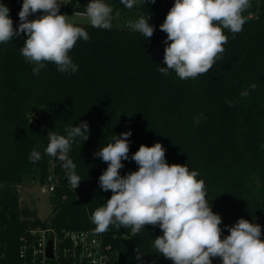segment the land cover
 Here are the masks:
<instances>
[{"label": "trees", "instance_id": "obj_1", "mask_svg": "<svg viewBox=\"0 0 264 264\" xmlns=\"http://www.w3.org/2000/svg\"><path fill=\"white\" fill-rule=\"evenodd\" d=\"M111 6V28L84 27L90 36L78 40L70 51L78 65L75 74L60 73L47 63L38 75L20 54L25 36L0 44V264H21L20 237L30 228L83 229L90 214L110 198L99 187L98 178L107 164L94 157L115 135L131 131L129 160L122 161L121 175L138 170L131 156L141 144L161 143L169 164L187 165L199 172L206 198L225 226L244 218L262 226L264 239V0L257 13L246 19L243 30H225V51L208 73L181 80L174 72L161 73L146 53L154 36H166L159 26L174 0H136L127 8L121 0H104ZM10 9L18 27L21 3L0 0ZM60 12L83 15L89 0L64 2ZM135 12L149 19L155 32L147 40L139 32L115 23V16ZM255 83V90L250 85ZM248 90V96L240 93ZM234 101L229 106L225 101ZM35 121L42 123L41 127ZM86 121L89 138H77L70 158L81 177L85 204L66 189L52 198L48 222L19 202L18 188L25 180H42L50 164L65 176L59 161L45 154L48 133L65 134L66 127ZM38 146V147H37ZM34 147L41 159L33 162ZM91 179V182H88ZM62 194L67 196L61 202ZM110 240L116 252L114 264H173L155 253L154 239L163 235L159 227L146 225L136 236L114 227ZM127 235V240H126ZM137 251L141 254L137 259ZM213 264H221L219 258Z\"/></svg>", "mask_w": 264, "mask_h": 264}, {"label": "clouds", "instance_id": "obj_2", "mask_svg": "<svg viewBox=\"0 0 264 264\" xmlns=\"http://www.w3.org/2000/svg\"><path fill=\"white\" fill-rule=\"evenodd\" d=\"M121 3L130 9L136 0H121ZM62 4H65L63 0H23L18 14L20 23L14 27L9 7L0 3V44L23 34L20 54L33 66L34 75L47 63L54 64L60 73L78 71L69 53L78 40L87 42L90 36L84 27L70 22L71 16L60 12ZM249 4L250 0H174L159 26L166 33L163 41L166 67H160L159 71L174 72L181 80L208 73L225 51L228 42L225 30L232 34L243 30L246 23L243 12ZM111 13V6L104 0H89L83 15L92 27L110 29ZM30 16L35 18L29 19ZM149 19L141 16L129 21L127 27L148 40L155 32ZM256 87L255 83L250 85L252 90ZM248 94V90L240 93L244 97ZM225 102L229 106L234 104V101ZM89 131L84 121L66 127L65 134L48 133L45 154L60 162L73 190L82 179L69 153L77 138L88 140ZM131 135V131L115 135L112 142L94 152L95 158L107 164L98 178L99 187L111 192L110 198L90 216L96 234L114 226L136 236L146 225L158 226L163 235L154 239L155 253L173 264H213L214 258H219L221 264H264L262 226L240 218L234 225L225 226L229 234L222 236V217L213 212L206 198L205 183L197 179L199 172L187 165L169 164L161 143L141 144L131 156L138 170L121 175L122 161L129 160ZM37 147L30 152V161L41 159ZM140 255L137 251V259Z\"/></svg>", "mask_w": 264, "mask_h": 264}, {"label": "built area", "instance_id": "obj_3", "mask_svg": "<svg viewBox=\"0 0 264 264\" xmlns=\"http://www.w3.org/2000/svg\"><path fill=\"white\" fill-rule=\"evenodd\" d=\"M125 26L127 27V23ZM53 168L54 165H51L42 180H30L28 186L42 195H49L51 200L59 190L66 189L76 201L85 204L86 190L81 185L73 190L66 175L56 174ZM88 182L90 183L91 179H88ZM66 198L67 196L62 194L60 201L64 202ZM90 216L86 211L88 226L83 229H55L51 226L28 229L20 237L17 251L21 264H114L116 252L110 243V240L117 238L114 226L105 233L96 234ZM36 220L40 221L37 217ZM49 241L52 242V259L46 256Z\"/></svg>", "mask_w": 264, "mask_h": 264}, {"label": "rangeland", "instance_id": "obj_4", "mask_svg": "<svg viewBox=\"0 0 264 264\" xmlns=\"http://www.w3.org/2000/svg\"><path fill=\"white\" fill-rule=\"evenodd\" d=\"M70 0H63V2H68ZM23 3V1H22ZM21 3V6H22ZM257 0H250L249 7L246 8L243 12V16L246 18L249 14H252L253 11L257 10ZM38 13L37 15H41ZM70 17V22L76 25H90L86 15H68ZM35 16H31L30 19H34ZM137 19V13L130 12L123 17L115 16V23L119 26L128 23L129 21H135ZM52 165V164H50ZM54 165V164H53ZM25 184L18 188L19 203L22 206H26L32 210L36 217L41 222H48L52 215V206L51 199L49 195H42L34 188L28 186V182L25 180ZM166 259V258H165Z\"/></svg>", "mask_w": 264, "mask_h": 264}, {"label": "water", "instance_id": "obj_5", "mask_svg": "<svg viewBox=\"0 0 264 264\" xmlns=\"http://www.w3.org/2000/svg\"><path fill=\"white\" fill-rule=\"evenodd\" d=\"M13 1L17 3H22L23 0H13ZM165 39H166V36H154L151 39L149 47L146 51V53L150 56L151 60L154 63H156L159 67H166V65L163 63L164 47H165L163 41ZM35 125L37 127H41L42 123L40 121H35ZM46 256L47 258L52 259V242L51 241L48 242Z\"/></svg>", "mask_w": 264, "mask_h": 264}, {"label": "crops", "instance_id": "obj_6", "mask_svg": "<svg viewBox=\"0 0 264 264\" xmlns=\"http://www.w3.org/2000/svg\"><path fill=\"white\" fill-rule=\"evenodd\" d=\"M257 3H258V0H257ZM257 6H258V4H257ZM257 10H258V8H257ZM257 10L253 11V13L249 14L245 19H249V18L253 17L257 13Z\"/></svg>", "mask_w": 264, "mask_h": 264}]
</instances>
